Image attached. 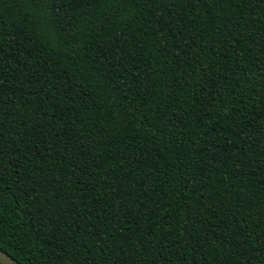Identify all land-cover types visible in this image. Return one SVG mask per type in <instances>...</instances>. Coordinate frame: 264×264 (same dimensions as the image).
Masks as SVG:
<instances>
[{
  "label": "trees",
  "instance_id": "trees-1",
  "mask_svg": "<svg viewBox=\"0 0 264 264\" xmlns=\"http://www.w3.org/2000/svg\"><path fill=\"white\" fill-rule=\"evenodd\" d=\"M0 249L264 264V0H0Z\"/></svg>",
  "mask_w": 264,
  "mask_h": 264
},
{
  "label": "water",
  "instance_id": "water-1",
  "mask_svg": "<svg viewBox=\"0 0 264 264\" xmlns=\"http://www.w3.org/2000/svg\"><path fill=\"white\" fill-rule=\"evenodd\" d=\"M0 262H3V264H16L2 249H0Z\"/></svg>",
  "mask_w": 264,
  "mask_h": 264
},
{
  "label": "snow or ice",
  "instance_id": "snow-or-ice-1",
  "mask_svg": "<svg viewBox=\"0 0 264 264\" xmlns=\"http://www.w3.org/2000/svg\"><path fill=\"white\" fill-rule=\"evenodd\" d=\"M84 2L88 5L91 6L93 3H97L99 4L100 0H84ZM57 15H59V13H56ZM57 23H59V21H57ZM0 264H3V262H0Z\"/></svg>",
  "mask_w": 264,
  "mask_h": 264
}]
</instances>
